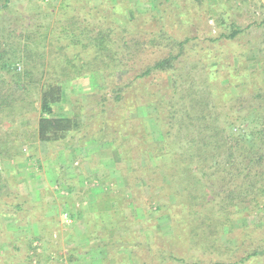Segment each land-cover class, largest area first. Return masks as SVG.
Masks as SVG:
<instances>
[{
  "label": "trees",
  "instance_id": "trees-1",
  "mask_svg": "<svg viewBox=\"0 0 264 264\" xmlns=\"http://www.w3.org/2000/svg\"><path fill=\"white\" fill-rule=\"evenodd\" d=\"M12 1L0 0V8ZM205 2L196 0L197 4ZM167 3L141 12L133 10L127 0H61L51 25L35 24L33 30L21 31L18 41L9 35V50L0 38V153L16 161L21 132L1 129L15 127L20 118L27 121L29 117L36 121L31 133L41 142L77 140L80 148L109 143L119 151V167L130 164L121 171L127 185L118 189L111 178L113 188L95 195V223L85 235L91 238L100 231V242L88 251L92 255L100 248V255H106L100 264H249L264 256V236L253 243L245 234L249 227L242 226L237 233L233 227L242 216V207L250 212L264 209V123L260 126L254 120L261 118L264 103L259 97V104L244 105L239 116L222 127L215 110L224 98L225 86L221 96L212 95L209 88L184 90L178 66L199 39L201 14H193L185 24L190 34L179 38L168 31L165 13L172 3ZM220 21L219 25L225 22ZM237 34L233 30L222 36ZM40 40L43 50L31 54L30 46ZM32 58H37L34 65L29 62ZM95 73L103 77L101 98L89 97L95 103L89 110L83 106L71 116H58L66 83ZM29 81H35L41 91L39 107L22 98L31 93ZM140 81H152L156 91L138 98L134 88ZM18 92L22 94L17 97ZM131 97L135 104H125ZM148 106L155 108L150 118L160 131L158 139L147 132L142 118L133 116ZM111 107L123 116L112 115ZM133 120L140 121L139 133L127 132ZM250 123L259 128L254 132L242 128ZM7 189L9 196L21 193L19 187ZM137 201L156 206L145 208L139 218L126 209ZM15 203H9L10 211L28 213L27 196ZM4 213L0 207V219ZM161 214L170 223L168 234L158 227ZM30 222L25 216L15 219L18 230ZM38 223V217L34 218L33 227ZM54 227L45 229L50 232ZM8 230L0 233L9 242H18L19 237H12L16 231ZM225 232L228 240L237 242L235 246L223 242ZM42 238L40 232L38 238L30 239L27 251ZM242 250L236 261L234 251ZM187 252L191 259L182 256ZM13 257L9 256V263Z\"/></svg>",
  "mask_w": 264,
  "mask_h": 264
},
{
  "label": "rangeland",
  "instance_id": "rangeland-1",
  "mask_svg": "<svg viewBox=\"0 0 264 264\" xmlns=\"http://www.w3.org/2000/svg\"><path fill=\"white\" fill-rule=\"evenodd\" d=\"M127 1L131 2L133 10L141 12H147L155 5L161 6V3L170 4L171 2L170 11L165 13L167 27L169 26V33L179 38H185L190 34L185 24L192 21L193 14L196 12L201 14L199 39L192 43L188 54L178 67L185 91L209 88L212 95L221 96L220 90L225 86V95H222L224 98L215 110L221 117L222 127H227V121L239 116V111L244 105H257L260 98L264 103V0H200L206 1L204 5L197 4L196 0ZM60 2L61 0H13L7 7L0 8V38L5 43L6 49L9 50V35L18 41L17 37L21 31L33 30L35 24L46 27L51 25L59 13ZM211 9L214 12L210 15L208 12ZM219 14H224L222 19L225 22L221 25L219 22L222 19L219 18ZM233 30L238 31L236 37L222 36V34L230 35ZM213 38L217 40L213 41ZM40 42L30 46V50L34 52L31 54L37 55L43 50L44 41L40 40ZM36 60L37 58H32L29 62L34 65L37 63ZM18 68L19 72L22 71L23 65L21 64ZM38 73L36 72V76ZM28 84L31 93L22 98L34 101L39 107L41 91L39 87H36L35 81H29ZM102 86L103 77L97 73L66 83L65 98L57 107V115L71 116L77 108L83 106L89 110L95 103H91L88 98H101ZM155 86L152 81H140L134 88V94L138 98L151 94L156 91ZM20 94L22 93L18 92L17 97ZM132 99L135 98H129L125 104H135V100ZM111 110L114 111L112 115L117 113L120 117L123 116L115 107H111ZM154 112L155 108L148 106L145 110L138 109L133 116L142 118L147 132L158 139L160 131L154 128L150 118V114ZM31 118L29 117L27 121L20 118L15 127L8 125L1 129L18 128L21 135L17 136V148H15L19 156L15 159L16 161L6 157L4 152L0 153V194L4 195L0 199L2 201L0 207L5 211L0 219V230H6L9 233L8 229H11L16 231L12 237L20 238L18 242L13 239V242H9L0 233V264H100L101 258L106 256L100 255V248L92 251V255L88 253L100 242L102 236L97 235L100 231L95 232L91 238L85 236L89 233L88 229L91 230V226L95 223L96 211H93L97 210L94 206L97 203L95 195L104 194L113 188L112 183H109L111 178L115 179L118 189H124L127 181L121 171L130 167V164L119 167L120 153L117 149L111 148L109 143L80 148L77 140L73 143L41 142L31 133L30 126L36 123ZM255 119L261 126L264 123V112H261V118L255 116ZM138 123H140L139 120H133L127 132L139 133ZM242 128L248 132H254L259 126L250 123V125L243 124ZM134 154H137V151H134ZM6 186L19 187L21 193L16 192L13 196H9V189ZM127 195L128 199H132L129 192ZM26 196L31 202L26 215L14 214L15 212L10 211L9 203L16 204L18 199ZM138 197L143 198L141 195ZM128 205L130 206L126 208L128 214L143 218L144 209L149 207L154 209L156 203L142 205L137 201ZM239 213L242 216L235 221L233 228L236 232L234 233H237L240 227L247 226L249 230L245 234L253 243L260 235L264 236L263 208L250 212L242 207ZM66 214L72 222L66 221ZM21 216L29 218L32 223L34 218L38 217L37 227H33L30 222L29 225L25 224L26 227L18 230L15 219ZM51 224L55 227L48 232L45 228H52ZM158 227L166 234L170 233V223L162 214ZM40 232L44 238L35 240L32 245L34 249L27 251L30 239L38 238ZM226 232L223 242L226 245L235 246L237 242L228 240ZM96 236L99 239L95 240ZM147 238L150 240L151 234ZM13 244L19 246V249L16 250ZM242 252L243 250L234 251L232 256L236 261ZM9 256H14L10 263ZM182 256L191 259L188 252ZM249 264H264V256Z\"/></svg>",
  "mask_w": 264,
  "mask_h": 264
},
{
  "label": "built area",
  "instance_id": "built-area-1",
  "mask_svg": "<svg viewBox=\"0 0 264 264\" xmlns=\"http://www.w3.org/2000/svg\"><path fill=\"white\" fill-rule=\"evenodd\" d=\"M65 219L67 222H72V220L68 217V214L65 215Z\"/></svg>",
  "mask_w": 264,
  "mask_h": 264
}]
</instances>
